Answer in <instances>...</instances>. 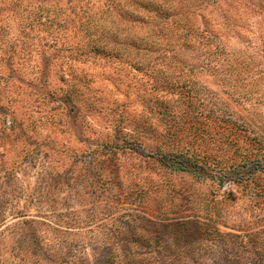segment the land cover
<instances>
[{"label":"rangeland","instance_id":"rangeland-1","mask_svg":"<svg viewBox=\"0 0 264 264\" xmlns=\"http://www.w3.org/2000/svg\"><path fill=\"white\" fill-rule=\"evenodd\" d=\"M0 264H264V0H0Z\"/></svg>","mask_w":264,"mask_h":264},{"label":"trees","instance_id":"trees-1","mask_svg":"<svg viewBox=\"0 0 264 264\" xmlns=\"http://www.w3.org/2000/svg\"><path fill=\"white\" fill-rule=\"evenodd\" d=\"M195 94V93H194ZM194 94L191 95L190 91L180 92V98L182 99V102L186 104V107L183 109L182 115H189L187 116V119H203V114L206 109L202 108L200 105H195L196 99H194ZM214 114V110H210ZM187 113V114H186ZM208 120V119H207ZM189 125V124H187ZM191 128L194 129V131L191 130ZM199 129L202 131L200 132ZM205 129L204 126L198 127V125H195L193 127V124L189 126V130L191 131V134L194 135V138L189 140L190 143L188 146L183 147L182 150L175 152L174 154L167 155V153H162V156H165V158L162 159V161L166 162L165 164L170 166L171 169L175 171H183V172H190L192 174H207L211 172V169L209 168V165L207 166L206 162L203 160L202 153H205L207 151L211 150H202L198 143L196 147L194 144H196L197 141L202 142V139L205 138V133L203 132ZM199 132V134H197ZM204 143V142H202ZM192 146V147H191ZM191 149V150H190ZM172 156V157H171ZM249 161V160H245ZM221 170V169H220ZM220 183H222L220 181Z\"/></svg>","mask_w":264,"mask_h":264}]
</instances>
